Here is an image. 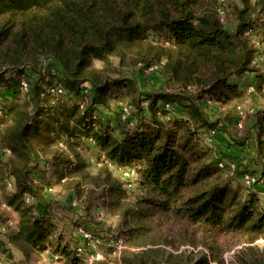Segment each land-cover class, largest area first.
<instances>
[{
  "label": "trees",
  "instance_id": "1",
  "mask_svg": "<svg viewBox=\"0 0 264 264\" xmlns=\"http://www.w3.org/2000/svg\"><path fill=\"white\" fill-rule=\"evenodd\" d=\"M225 2L0 0V183L12 194L4 195L0 208L17 216L12 227L7 225L9 217L0 216V253L6 252L1 235L14 229L7 241L26 257L51 249V253L60 252L63 260L72 255L74 264L84 263L76 247L87 240L78 235L73 248L67 240L63 245L64 235L56 232V223L46 212L49 204L43 192L58 185L80 200L101 199L94 203L108 211L119 207L123 193L138 185L141 194L131 204L134 215L148 218L145 209H156L182 225L197 224L202 232L230 233L229 246L247 244L230 264H264V245L251 244L264 238V200L250 191L236 203L237 190L229 197V181L223 177L235 176L239 170L243 182L245 175L254 179L247 187L260 185L264 107L256 111L252 124V161L259 158L262 163L259 179L223 148L220 157L208 164L194 168L189 160L199 161L201 156V149L191 147L189 140L201 129L214 133L210 128L216 126L197 100L226 105L251 94V88L264 93V48L255 41L261 28L252 24L255 12L264 13V0H238L229 10ZM226 14L232 15L227 25ZM95 57L104 66L113 58L121 66L140 63L147 69L156 65L164 87L139 91L152 115L148 126L155 128L142 127L147 120L143 102L117 97L110 102L111 86H126L118 85V79L107 81L92 64ZM27 70L39 77L30 80ZM7 71L17 74L6 79ZM22 77L25 89L19 87ZM173 125L184 128V145L174 144ZM111 165L131 173L118 182ZM210 176V185H203ZM11 178L12 190L6 184ZM91 184L101 188L98 195H93ZM189 185L199 188L185 196L182 189ZM25 195L33 201L25 202ZM74 222L91 240L99 241L103 258L91 264H166L155 255L159 252L166 253L167 261L174 257L172 264L223 262L221 248L215 245H209L208 255L169 253L161 245L167 244V237L158 231L148 236L151 230L146 232L142 222L132 229L121 223L118 234L102 229L99 222ZM119 238L118 252L105 242Z\"/></svg>",
  "mask_w": 264,
  "mask_h": 264
},
{
  "label": "rangeland",
  "instance_id": "2",
  "mask_svg": "<svg viewBox=\"0 0 264 264\" xmlns=\"http://www.w3.org/2000/svg\"><path fill=\"white\" fill-rule=\"evenodd\" d=\"M225 3L227 5L228 10L230 8V5L239 4L238 0H226ZM226 19L227 25L232 21V15L226 14ZM252 19L253 26L261 28V31H259L260 34L256 37L255 41L259 40L260 43L258 45L264 48V23L260 25V23L264 19V13L257 11L253 15ZM256 22H258L259 25ZM92 64L94 67L101 70V74L105 76V79L107 81L111 82L112 79H118V85L126 86L124 88H115V85L111 86L110 91H113L112 95L114 96L110 98V102L112 103V101H114L112 98L115 97L119 98V100L121 101L134 102V100L136 99L139 100V102H143L142 105L146 108H144L142 111L143 114L146 115L147 120L142 123V127L155 128L154 126H148V122L151 120L152 115L148 111L147 100L145 98L140 97L139 91L148 92L164 87L162 78L161 76H159L156 69H152L151 67H148L147 69H142L140 63L124 64L121 66L119 65V62L116 58L112 59V63L110 65L104 66L103 63L95 57L92 59ZM27 73H29L28 77L30 80H34L35 78L39 77L37 72L35 73L30 72V70H27ZM16 74V72L7 71L5 73V78H14ZM110 91L108 92L109 94H111ZM250 92L251 94L247 93L246 97L238 100H233L226 105L218 104L209 99H204L201 101L197 100V103H200L202 105V109L207 115V118L210 121H214L216 123V126L210 128L214 130V133H211L212 130L203 131L201 129L195 134L192 141L189 140L188 143L191 147H193L194 149H201V152L199 153L201 155L199 161H196L195 157L194 159H192L193 157L189 158L191 167L196 168L198 165H203L204 162H207L208 164L211 159L215 160L216 156L220 157V148H223L222 150H224L225 153L229 152L230 154H232V158H234L236 161L241 160L238 162L239 166L246 165L247 167H249L248 170L254 173L258 177V179L259 177H261V160L258 158L259 162L255 161V159L252 161L254 157V140L250 142L252 133L251 129L249 128L250 124L248 118L259 108L264 107V93L260 94L256 90H253V88H251ZM161 102L162 101H159V103ZM114 103L117 105V102ZM133 105L134 109H137V104L133 103ZM135 118H139L137 116V112H135ZM127 122L130 123L129 121ZM239 123L241 125H239ZM173 126L175 128L171 131L175 132V137L173 140L174 144L181 142L184 145V141L182 139V135L184 134V128H179L175 125ZM228 144L231 146H228ZM1 145L2 139L0 136V148L2 147ZM187 150H191V148L188 146ZM187 153L191 155L190 152ZM8 155L9 153H7V156ZM94 155L95 154L91 153V156ZM3 161H5V157L3 158L2 163ZM230 163H232V160ZM231 165L233 166L234 164L232 163ZM110 169L114 174V179H117V181L119 182V178H122L119 173L121 169L118 170V168L113 165L110 166ZM94 172L95 170H91V173ZM239 172L240 171L238 170L237 175L235 176H223L224 179H227L229 181L230 190L226 191L227 195L230 197V195H232L233 190H237L238 195L237 197H235L237 203L243 199H246V195L251 191L258 195L261 201L263 202L264 184L262 182V179L264 177H262V179L260 178V185H252L250 188L247 187L246 180L245 182H243L242 176L239 174ZM8 181H12L11 187L7 185V187L12 190L14 187V181L12 178ZM212 181L213 176H210L208 180L203 181V185H210ZM92 185L93 184H91V186ZM198 188L199 187L195 185H189L185 189H182V193H184L185 196H188L192 193L197 192ZM93 189V195L95 193V195H98V193H100V187H95L93 185ZM261 189L263 191H261ZM41 192H43V190H41ZM43 193L44 195H46L45 201H48L47 203L49 204L46 212L48 213L49 211V214L52 215V221L53 223H56V232L63 233V245L64 240H67L70 242L72 248L74 247V240L79 239L80 237L78 236L76 230L79 228V224L74 222L75 219L82 223L87 222L89 223V225H92L94 222L102 223L101 227H104L102 229H108V232L116 234H118L117 230L121 227V223L123 224L122 226H125L127 229H132V227L136 225L141 226L142 222L147 228L145 229L146 232H149L151 230L148 236L157 233L158 231L161 236L167 237V244H161L165 251L169 253H179L182 251V253H185V255L188 254L189 256H198L200 254L208 255L209 245H215L221 248V258L223 259L222 264H230L235 258V254L239 250L243 252L244 249L242 248L247 245L246 243H239L229 246L231 243H228V238H231L232 234H221L219 232H216L214 234L209 232H202V229L197 224L182 225L179 221H176L172 215L165 214L156 209H145V214H150L148 218H141L139 215H134V212L132 211L133 207L131 204L135 199V195L141 194V188H139L138 185L133 186V188L125 194L123 193V196H125V198L121 200L122 202L119 204V207H109L108 211L104 209L103 205L98 208L95 204L96 202H103L101 201V199L97 200L96 198H92L91 200H87L84 198V200H80L77 197L73 196L71 194V191H69L68 189H64L58 185H55V188H53L52 191H50L49 193ZM8 194L12 195L11 192H9L1 182L0 201L2 198H4V195ZM26 196L27 195L24 196L25 202ZM28 197L30 198L29 202H32L33 199L30 196ZM0 216L1 218H4L6 216L9 217V223H7V225L11 227L17 221V216L15 212H5L2 211V209L0 208ZM149 227L151 229H148ZM4 229H6V227L5 225H2V232L4 231ZM13 230L14 229H9L7 231V234L1 235L2 239L5 241L4 248L6 249V252L0 253V260L3 264H74V261H72V255L71 258L63 260L62 258H60V252L59 254L51 253L54 252L51 249H48L46 252H35L28 257L24 256L20 250H18L14 245L7 241V235H9L10 232ZM107 241L108 240H105V242ZM87 242H82L81 244H78L77 247L83 246V249H85ZM224 243H227V247L225 249L222 248L224 247ZM88 244L90 246V250L88 252H90L92 249H99L97 247L98 243L94 240H90ZM251 244L255 247L263 246L264 238H258ZM68 251L71 252L70 249ZM165 254V252L155 253L157 257L161 259L163 258L162 261L166 264H170V262L172 264L175 258L172 257L167 261L166 259H164ZM78 261L79 264H85V262L83 263L80 260Z\"/></svg>",
  "mask_w": 264,
  "mask_h": 264
},
{
  "label": "built area",
  "instance_id": "3",
  "mask_svg": "<svg viewBox=\"0 0 264 264\" xmlns=\"http://www.w3.org/2000/svg\"><path fill=\"white\" fill-rule=\"evenodd\" d=\"M221 15H223V11L221 9H219ZM152 69H155L156 68V65L155 66H151ZM26 81L25 79L22 77L20 80H19V87L20 89H25L26 88ZM239 125H241L239 123ZM220 165V164H219ZM119 170V169H118ZM120 173V176L122 178H126L130 173H131V170L127 169V168H121V170L119 171ZM246 180V183L247 184H251L253 183L254 179L253 178H250L248 176H244ZM7 185L9 187L12 186V181H8L7 182ZM26 199V202H29L30 201V198L28 196L25 197ZM4 206V205H3ZM77 233L78 235H80L81 237H83L85 240H87L88 242L86 243V247L85 249H83V246H79V247H76V251H77V255L81 256L82 259L87 263V264H91L93 261L95 260H100L103 258V254L101 253V251L99 249H92L90 252H88L90 250V246H89V241L91 240L90 239V235L87 231H85L82 227H79L77 229ZM96 241L97 243L99 242L97 239L94 240ZM108 245H114L117 252L121 249L122 247V239L119 238V239H115V240H108L107 241ZM88 249V250H86ZM0 264H3L0 260ZM113 264V263H111Z\"/></svg>",
  "mask_w": 264,
  "mask_h": 264
},
{
  "label": "crops",
  "instance_id": "4",
  "mask_svg": "<svg viewBox=\"0 0 264 264\" xmlns=\"http://www.w3.org/2000/svg\"><path fill=\"white\" fill-rule=\"evenodd\" d=\"M255 115H256V112H254L252 115H250V117L248 118L249 120V124H250V129H251V139H250V142L252 141V140H254V131L252 130V124H253V122H254V119H255ZM46 252V251H45Z\"/></svg>",
  "mask_w": 264,
  "mask_h": 264
}]
</instances>
